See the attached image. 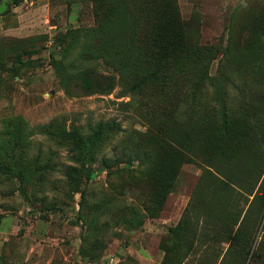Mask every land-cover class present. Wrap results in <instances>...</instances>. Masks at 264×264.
I'll return each instance as SVG.
<instances>
[{
  "label": "rangeland",
  "instance_id": "374dc122",
  "mask_svg": "<svg viewBox=\"0 0 264 264\" xmlns=\"http://www.w3.org/2000/svg\"><path fill=\"white\" fill-rule=\"evenodd\" d=\"M162 3L0 0V264H264V0Z\"/></svg>",
  "mask_w": 264,
  "mask_h": 264
},
{
  "label": "trees",
  "instance_id": "16d2710c",
  "mask_svg": "<svg viewBox=\"0 0 264 264\" xmlns=\"http://www.w3.org/2000/svg\"><path fill=\"white\" fill-rule=\"evenodd\" d=\"M169 1L170 0H163L162 4L164 6H167V3ZM115 10H120L122 14L126 13V7L122 1H117V2L111 1L110 2V5L108 7L109 13L112 14L114 13ZM119 14L121 13L117 12L116 14H114V17L115 18L116 16L118 17ZM150 19L151 21L149 23L151 25V29L152 30L155 29L154 32L160 35L159 32L161 30L160 29L158 30V25L161 19H164V15L160 13V14L151 16ZM169 32H172V29H170ZM62 44L64 45L62 48V55H63V58H66V56L75 48V38H70V33L67 32V34H65V36L62 37ZM51 63L54 66L55 70L59 73L61 78L63 79L69 78L68 74H66L62 68V62L54 59L52 55H51ZM81 81L85 84V87L87 88L91 87L90 81L87 77L82 76ZM144 83H145V80L140 79L138 80L137 85H141ZM73 135L76 136V133L74 132ZM80 142L82 141L80 140ZM155 147H156L157 152L159 154L161 153V157L157 155L158 158L156 157L154 159L153 165L157 168L162 167L164 169L163 177H161V179L159 180H156V182L160 183L163 186H167L169 185V179L174 180L177 170L185 158V151L183 149V144L181 142L158 139V140H155ZM85 161L86 160L83 158L82 159L83 165L86 163ZM65 177H66V180L71 185H73L75 183H78V181L82 177V174L79 171H75L70 168L69 171H67ZM86 178H89L88 173L86 174Z\"/></svg>",
  "mask_w": 264,
  "mask_h": 264
}]
</instances>
